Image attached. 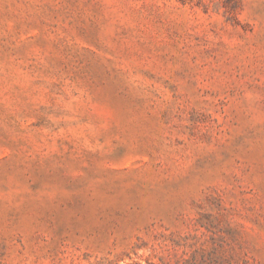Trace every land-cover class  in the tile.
<instances>
[{
    "label": "rangeland",
    "instance_id": "obj_1",
    "mask_svg": "<svg viewBox=\"0 0 264 264\" xmlns=\"http://www.w3.org/2000/svg\"><path fill=\"white\" fill-rule=\"evenodd\" d=\"M0 264H264V0H0Z\"/></svg>",
    "mask_w": 264,
    "mask_h": 264
}]
</instances>
